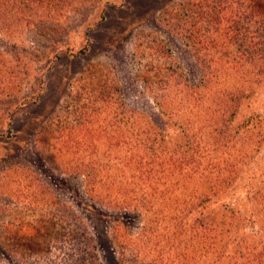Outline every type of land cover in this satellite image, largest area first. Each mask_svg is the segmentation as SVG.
<instances>
[{
    "label": "rangeland",
    "instance_id": "1",
    "mask_svg": "<svg viewBox=\"0 0 264 264\" xmlns=\"http://www.w3.org/2000/svg\"><path fill=\"white\" fill-rule=\"evenodd\" d=\"M30 1L27 14L0 32L2 61L11 58L17 71L2 77L16 92L0 94V264H160V252L176 264H207L212 247L194 238L191 226L196 213L222 205L243 216L245 231H256L264 141L238 167L233 185L197 210L176 201L203 189L200 182L164 186L160 206L150 211L117 210L98 203L83 177L65 167L77 158L62 135L76 126L102 129L100 122L114 117L124 133L149 122L175 134L144 87L158 70L176 69L193 82L201 77L202 65L172 20L182 0ZM251 90L242 112L264 118V85ZM105 145L94 141L103 163ZM162 234L163 243L154 239Z\"/></svg>",
    "mask_w": 264,
    "mask_h": 264
},
{
    "label": "trees",
    "instance_id": "2",
    "mask_svg": "<svg viewBox=\"0 0 264 264\" xmlns=\"http://www.w3.org/2000/svg\"><path fill=\"white\" fill-rule=\"evenodd\" d=\"M30 2L0 0V32L12 28L18 14H27ZM176 13L172 20L181 31L178 36L202 65L201 77L193 82L182 78L183 73L176 69H155L156 81L146 77L144 87L174 126L175 134L168 136L149 122L141 131L134 130L132 124L124 133L112 117L111 122H100L102 129L76 126L62 135L65 150L79 160L72 159L65 167L74 168L83 177L88 192L101 205L150 211L160 206L164 186L185 181L200 182L204 187L176 202L197 210L233 185L238 167L264 141V118L242 112L252 86L264 85V0H182ZM2 55L0 52V94L13 95L16 91L8 85L11 82L5 84L2 77L9 69L17 72L16 66L11 58L3 63ZM213 62L217 67L212 69L209 63ZM152 72H147L149 77ZM230 75L237 76L236 84L228 82ZM122 134H127L125 146ZM95 140L106 144L102 151L105 163L96 157L100 150L94 146ZM115 173L124 174L117 178ZM253 201L259 217L256 231H245L243 216L226 205L204 215L196 213L191 226L196 229L194 238L212 247L207 264H264V185ZM145 215L147 211H143ZM145 224L152 223L148 220ZM170 234L154 239L163 243L166 236L173 240L180 237ZM143 236L148 239L151 234ZM230 244L229 256L226 250ZM159 255L160 264L178 260L164 257L162 252Z\"/></svg>",
    "mask_w": 264,
    "mask_h": 264
}]
</instances>
